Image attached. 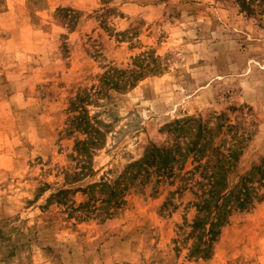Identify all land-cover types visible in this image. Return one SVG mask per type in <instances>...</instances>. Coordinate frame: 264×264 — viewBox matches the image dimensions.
I'll use <instances>...</instances> for the list:
<instances>
[{"label": "rangeland", "instance_id": "obj_1", "mask_svg": "<svg viewBox=\"0 0 264 264\" xmlns=\"http://www.w3.org/2000/svg\"><path fill=\"white\" fill-rule=\"evenodd\" d=\"M248 3L0 0V264H264Z\"/></svg>", "mask_w": 264, "mask_h": 264}, {"label": "trees", "instance_id": "obj_2", "mask_svg": "<svg viewBox=\"0 0 264 264\" xmlns=\"http://www.w3.org/2000/svg\"><path fill=\"white\" fill-rule=\"evenodd\" d=\"M240 5H241V8L243 10H246L247 7L249 8L248 0H240ZM251 179L252 178H250V177L244 178V181L241 182L242 183L241 188L236 190L239 187V185H236V187H234V188H227L223 183L224 180L222 181V177H220V178L216 177L212 183V188H219L217 190V195L214 196V198L217 199L216 208L218 209V211H216V213H220L223 210V212L226 214L225 210H226V207L228 206V201H231L233 196H235L236 199L238 200L237 207L244 208L245 205L247 204V202H249V200H250V197H249L250 193L248 191L249 189L247 188L246 183L248 181H251ZM242 195H243V197H242ZM244 196H246L247 198H244ZM207 203L210 204V201H208ZM207 203L205 204L206 206L208 205ZM224 203H225V205H224ZM204 206H201V208L202 209L205 208ZM222 215L223 214H220L217 217L216 221L214 219H212V221L209 222V224H210L209 231L211 233H214L213 227L216 223H218L221 220ZM201 224H202V219L198 218L196 221L195 227H199Z\"/></svg>", "mask_w": 264, "mask_h": 264}]
</instances>
